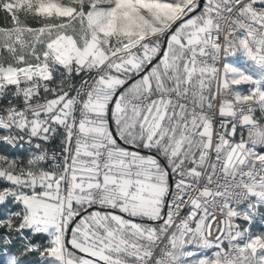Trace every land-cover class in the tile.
Wrapping results in <instances>:
<instances>
[{"label":"snow or ice","instance_id":"6c2138e0","mask_svg":"<svg viewBox=\"0 0 264 264\" xmlns=\"http://www.w3.org/2000/svg\"><path fill=\"white\" fill-rule=\"evenodd\" d=\"M0 264H264V0H0Z\"/></svg>","mask_w":264,"mask_h":264}]
</instances>
